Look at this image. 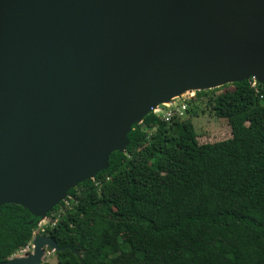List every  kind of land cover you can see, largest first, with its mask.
<instances>
[{"label": "water", "instance_id": "1", "mask_svg": "<svg viewBox=\"0 0 264 264\" xmlns=\"http://www.w3.org/2000/svg\"><path fill=\"white\" fill-rule=\"evenodd\" d=\"M250 79L264 84V0H0V206L38 217L33 233L145 115ZM31 239L0 264L60 249Z\"/></svg>", "mask_w": 264, "mask_h": 264}, {"label": "trees", "instance_id": "2", "mask_svg": "<svg viewBox=\"0 0 264 264\" xmlns=\"http://www.w3.org/2000/svg\"><path fill=\"white\" fill-rule=\"evenodd\" d=\"M232 85L191 99L207 97L229 139L199 143L193 103L185 120L150 112L105 170L68 190L69 203L47 213L57 264H264V99L248 80ZM38 221L0 206V261Z\"/></svg>", "mask_w": 264, "mask_h": 264}, {"label": "rangeland", "instance_id": "3", "mask_svg": "<svg viewBox=\"0 0 264 264\" xmlns=\"http://www.w3.org/2000/svg\"><path fill=\"white\" fill-rule=\"evenodd\" d=\"M226 89H233V85L226 84L213 89V91L215 94H218ZM191 103H193V101L190 100L187 104V108ZM191 106H194V110L198 112V116L192 117L191 120L193 122V126L197 134V140L199 143L213 144L219 141H224L231 137L229 125L227 124L225 119H221L215 116L212 105L208 104L207 102V97H205L201 101H195ZM179 118L180 120H185L189 118V114L185 110L182 115H179ZM69 199L70 197L65 199L66 204L69 203ZM48 219L49 216L42 220V223L47 225L49 223ZM126 236V234H123V237ZM29 252H31V250ZM29 252L25 253L20 249L19 251L15 252L13 256H21ZM39 264H57L56 252L49 247H44V255Z\"/></svg>", "mask_w": 264, "mask_h": 264}, {"label": "built area", "instance_id": "4", "mask_svg": "<svg viewBox=\"0 0 264 264\" xmlns=\"http://www.w3.org/2000/svg\"><path fill=\"white\" fill-rule=\"evenodd\" d=\"M250 83V86L254 89L255 93L259 96L260 99H264V84L260 83L254 79L248 80ZM196 94L194 92H189L181 95L178 100L174 103H168L164 105L162 108H157L153 111V113L161 118H164L165 120H170L171 116L176 114L178 117L179 115H182L183 112L187 109L188 102L195 96ZM49 222V219H48ZM47 222V223H48ZM54 224V223H53ZM51 224V226L53 225ZM45 225V226H44ZM49 223L41 224L36 231L32 233V236L34 234H45V229L48 227ZM32 240V239H31ZM32 248L31 241L23 248L22 251L29 252Z\"/></svg>", "mask_w": 264, "mask_h": 264}]
</instances>
